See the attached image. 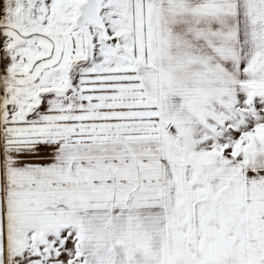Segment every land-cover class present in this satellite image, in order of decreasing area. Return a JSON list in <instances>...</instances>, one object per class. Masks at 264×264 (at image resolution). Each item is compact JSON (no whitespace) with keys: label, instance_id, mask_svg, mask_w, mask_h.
<instances>
[{"label":"snow or ice","instance_id":"6c2138e0","mask_svg":"<svg viewBox=\"0 0 264 264\" xmlns=\"http://www.w3.org/2000/svg\"><path fill=\"white\" fill-rule=\"evenodd\" d=\"M0 264H264V0H0Z\"/></svg>","mask_w":264,"mask_h":264}]
</instances>
